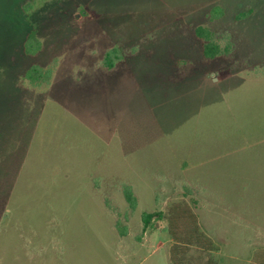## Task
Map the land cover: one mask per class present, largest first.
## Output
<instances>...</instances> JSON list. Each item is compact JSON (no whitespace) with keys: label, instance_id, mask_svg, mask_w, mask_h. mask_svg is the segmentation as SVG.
<instances>
[{"label":"rangeland","instance_id":"1","mask_svg":"<svg viewBox=\"0 0 264 264\" xmlns=\"http://www.w3.org/2000/svg\"><path fill=\"white\" fill-rule=\"evenodd\" d=\"M200 25L231 54L206 59ZM56 57L49 91L24 86ZM180 199L216 264H264V0H0V264H173Z\"/></svg>","mask_w":264,"mask_h":264},{"label":"trees","instance_id":"2","mask_svg":"<svg viewBox=\"0 0 264 264\" xmlns=\"http://www.w3.org/2000/svg\"><path fill=\"white\" fill-rule=\"evenodd\" d=\"M31 2L23 4L24 12L28 13ZM225 13L222 6H214L210 11V18L214 20ZM30 13H28L29 16ZM247 13H241L238 18L245 16ZM240 16V17H239ZM195 35L201 43V50L204 57L212 60L221 56L231 54L233 44L231 41L223 44L217 37V34L206 26H197ZM43 49V42L38 36L37 30L32 29L26 35L23 43V51L27 55H38ZM135 54L137 50H131ZM127 51L121 45H114L106 50L101 60L100 67L105 73L113 72L117 66L125 61ZM60 64L59 58H53L48 64H33L22 76V82L25 87L33 90L42 91L45 94L50 90L53 78ZM123 192L131 209H136L138 197L134 189L129 184H124ZM162 213L155 210L143 212V228L147 230L154 222V218ZM168 221V232L172 240L170 247V259L173 264H216L213 257L215 243L212 238L204 232L201 227L199 218L192 205L180 199L173 202L166 213ZM116 227L121 235L128 234V227L122 225L118 220Z\"/></svg>","mask_w":264,"mask_h":264}]
</instances>
